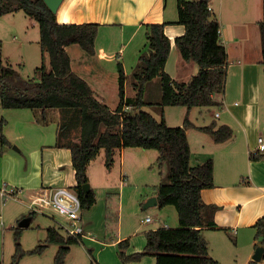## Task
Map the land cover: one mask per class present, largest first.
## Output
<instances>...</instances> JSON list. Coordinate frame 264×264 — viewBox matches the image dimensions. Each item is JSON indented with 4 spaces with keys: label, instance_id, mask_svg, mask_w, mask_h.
Masks as SVG:
<instances>
[{
    "label": "trees",
    "instance_id": "1",
    "mask_svg": "<svg viewBox=\"0 0 264 264\" xmlns=\"http://www.w3.org/2000/svg\"><path fill=\"white\" fill-rule=\"evenodd\" d=\"M176 3V24L184 26V33L174 39V45L184 61L197 65V73L188 82L173 81L164 70L170 51V40L164 33L166 23L146 24V49L139 55V63L133 73L135 95L125 97V76L122 66L118 65L119 102L115 109H110L98 101L89 84L71 70L66 51L68 46L77 44L85 53L92 55L98 23H58L43 0H0V16L23 11L37 23L40 48L47 54L49 66L47 68L42 62L34 69L33 77L24 78L12 65L2 63L0 49V106L3 109H41L42 113L60 110L59 140L72 128H78L77 141L67 148L75 171L76 186L73 190L82 210H89L95 204L93 190L84 192L82 185L88 183L87 166L99 150L104 151V165L108 170L117 149L138 147L156 150L158 168L167 165L166 180L155 188L157 206H174L178 227L145 232L144 248L130 255L124 253L128 241H120V259L139 261L144 256H153L156 264H220L209 256L207 243L201 235L203 228H215L213 213L217 207L207 205L201 199V191L212 188L214 184L213 160L211 157H199L200 162L190 165L193 154L186 130L196 128L210 135L216 143L232 137L233 130L227 125H217L212 121L196 127L189 119V111L193 107L217 105L212 96L224 89L227 54L219 39V22L209 9L208 0H176ZM258 28L264 96V0ZM157 76L161 80V99L155 104L146 102L143 99L145 84ZM145 105L182 106L186 108V115L182 125L171 127L166 124L163 113L157 121L142 110ZM125 107H130V110H125ZM6 125L7 121L0 116L1 148L9 145L4 134ZM249 158L252 161L264 160V153L255 151ZM34 214L30 211L28 216L32 219ZM253 227L257 239L264 237V216L259 217ZM20 231V228L15 229V252L9 264H19L26 253L40 254L50 244L58 246L54 264H64L70 246L81 242V237H65L56 228L48 227L44 241L25 252L19 243ZM259 245L264 248V240L258 242ZM247 264L262 263L251 260Z\"/></svg>",
    "mask_w": 264,
    "mask_h": 264
},
{
    "label": "crops",
    "instance_id": "2",
    "mask_svg": "<svg viewBox=\"0 0 264 264\" xmlns=\"http://www.w3.org/2000/svg\"><path fill=\"white\" fill-rule=\"evenodd\" d=\"M168 6V0H65L63 8L57 11L55 16L58 23L94 22L99 24L98 29L119 28L121 53L139 33H142L145 39L146 24L166 23L164 33L170 40V51L164 70L173 81L188 82L197 72V66L193 62L184 61L174 45V39L184 33V26L176 24L177 3L174 14ZM208 6L219 22V39L227 54L224 89L212 96L220 112H217V117L216 112L213 116L219 119L217 125L229 126L233 130V135L225 142L216 143L210 135L196 128L186 130L192 154L197 155L198 158L211 157L213 160L214 184L212 188L201 191V199L205 204L217 207L213 213L215 228L205 227L201 230V235L207 243L208 254L212 259L220 264H247L252 260L258 244L253 225L259 217L264 216V160L252 161L249 158L256 151L257 137L264 135L263 73L260 65L261 44L258 28V22L262 19V0H208ZM125 29L128 30L126 35L123 33ZM115 40V37H111L112 44ZM95 42L92 55L96 53ZM113 51L108 54L100 49L98 55L102 59L113 54L118 55V52L112 54ZM139 51L141 50H137L138 56L141 54ZM101 52L105 53V57L100 56ZM47 58V54L43 53L44 63ZM125 58L123 56V59ZM85 60L81 69L86 77L75 71L70 58L71 70L89 84L98 101L108 106L110 95L103 84L106 76L104 73L91 75L92 66L85 63ZM45 65L49 68L47 63ZM122 65L125 71L126 66L124 63ZM181 70L186 72L184 81L177 79ZM124 93L125 97L135 95L133 90L128 93L126 81ZM48 111L46 110L43 115L46 116ZM52 112L54 119H61L60 110L54 109ZM190 121L196 127L209 124H205V120L202 124L194 123L191 119ZM78 134V128L74 127L63 135V140L61 138L60 142L55 141L49 145L33 147L29 152L24 151L23 168L18 166L19 160L15 156L6 153L0 158V189L3 186L11 188L15 194L26 196L28 201L42 187L73 189L76 186L75 171L71 163V152L67 146L77 141ZM35 138L41 141L42 134L35 135ZM117 150L115 154L119 152L120 161H124L125 148ZM38 159L40 163L37 162ZM89 164L86 174L92 189ZM48 170L51 171L50 175L47 174ZM28 203H26L27 208ZM2 205H4L3 201ZM18 212L20 211L8 213L10 227L18 222L16 228H19V222L25 218L23 211L15 216ZM1 218L3 213L0 212ZM151 221L150 218L148 222ZM30 224L31 218L29 225L20 229H28ZM176 227L163 223L159 228ZM136 236L135 234L122 236L118 233L108 236L109 240H106L104 235V238L97 242L90 229H87L86 232L83 230L80 243L86 241L88 246H93V248L89 247V251L81 246L90 258L88 264H156V258L153 256H144L139 261H124L119 258L118 243L123 240L128 241L124 249L125 255L142 251L146 242L145 236L139 235L141 243L133 242ZM45 237L46 235L39 241H43ZM57 249L58 246L52 244L42 254L36 256L43 258L39 261L46 260L50 263ZM92 249L94 253L91 254ZM261 263L264 264V260H261ZM65 264H78V255L74 254L72 247Z\"/></svg>",
    "mask_w": 264,
    "mask_h": 264
},
{
    "label": "rangeland",
    "instance_id": "3",
    "mask_svg": "<svg viewBox=\"0 0 264 264\" xmlns=\"http://www.w3.org/2000/svg\"><path fill=\"white\" fill-rule=\"evenodd\" d=\"M64 3L65 0L61 2L57 11H61ZM168 5V9L174 14L176 11V0H168ZM98 31L95 40V55L85 53L77 44L68 46L67 52L71 58L72 67L82 76L86 77V74L82 72L84 59H86L85 63L87 62L92 66L91 75L96 73L105 74L106 80L103 84L110 95L108 106L110 109H115L119 101L118 65L124 63L126 66V70L123 72H125L128 93L130 94L132 90L135 92L132 83L134 82L133 73L139 63L137 50L140 49L141 51L139 52L141 53L145 51L146 40L143 34L139 33L129 42L128 48L121 53L119 51L122 48L119 28L112 30L101 27ZM123 33L126 35L128 30L125 29ZM111 37L116 38L114 44L111 43ZM0 49L3 64L10 63L24 78L33 77L34 69L43 62L37 23L25 15L23 11L0 16ZM100 49L108 54H111L110 51L114 50L112 54L118 52V55L113 54L102 59L98 55ZM123 56L126 58L123 59ZM80 62L81 65H79ZM45 63L48 65V58ZM185 74L186 72L181 70V74L178 75L177 79L184 81ZM143 99L154 104L160 101V77L157 76L145 84ZM142 110L150 113L157 121H160L163 113L166 124L171 127L182 125L186 115V108L182 106L159 107L145 105ZM52 111L49 110L48 114L44 116L41 109H3L0 106V116L7 121L4 134L6 135L7 132L8 135L5 137L8 138L9 142L7 147L1 148L0 146V158H3L6 153H10L19 160L18 166L23 168L25 164L23 155L26 150L29 152L33 147H40L43 144L49 145L59 141L56 133L58 132L60 120L53 118ZM189 112V119L194 123L202 124L203 120H205V124L212 121L219 123V119L213 116L215 112H220L216 105L193 107ZM39 133L40 135L42 134L41 141L35 138V135L39 136ZM33 142H36V144H31ZM157 156L156 150L138 147L125 148L124 161H120V153L116 152L112 166L108 171L104 165L103 150L99 151L89 164L92 189L95 192V204L89 210L81 211V224L84 232L90 229L97 242L102 240L104 235L105 239L109 240L108 236L117 235L118 233H121L122 236L135 234L137 236L133 238V242L139 241L141 243V238H139L141 236L139 235L144 236L145 232L157 229L163 223L170 227L178 226V216L174 206L169 205L159 208L154 205L143 208L148 199L155 196L156 186L167 176V165L159 169L156 163ZM40 159L37 162L40 163ZM198 162H200L198 161V156L193 155L190 165L194 166ZM30 165L31 161L29 162ZM47 174L50 175L51 171L48 170ZM2 201L4 205H2ZM28 202L26 196L17 193L14 197L5 200L0 197V212L3 213V218L0 219V264H9L15 252V229L18 222H15L13 227H10L7 215L8 213L20 211L15 215L17 216L23 211L26 218L30 213L26 206ZM148 217L152 219L151 222L145 221ZM63 221V218L57 215L54 217L43 214L32 215L30 227L20 231L19 243L22 250L25 252L31 251L42 243L44 240H39L46 235L45 229L47 227L56 228L61 235L67 237L65 232L58 227L59 222ZM81 246H84L86 250L88 249L87 251L93 246H88L86 241L70 246L74 254L78 255V264H88L90 263V258ZM92 252L93 249L91 254ZM107 253H109V250H107ZM40 254L26 253L19 260V264H54L52 260L50 263L46 262V260L39 261L43 258H39L36 255Z\"/></svg>",
    "mask_w": 264,
    "mask_h": 264
},
{
    "label": "built area",
    "instance_id": "4",
    "mask_svg": "<svg viewBox=\"0 0 264 264\" xmlns=\"http://www.w3.org/2000/svg\"><path fill=\"white\" fill-rule=\"evenodd\" d=\"M100 56L105 57V53L101 52ZM125 110H130V107H125ZM215 116L217 117L218 114L216 113ZM256 151L264 153V135L257 137ZM14 196L15 191L13 189H7L5 186L0 189L2 200ZM28 208L35 214L51 217L57 215L63 218L64 221L59 222L58 227L68 237L79 239L83 234L80 201L76 192L70 187H42L29 199ZM145 221H150V218H146Z\"/></svg>",
    "mask_w": 264,
    "mask_h": 264
},
{
    "label": "water",
    "instance_id": "5",
    "mask_svg": "<svg viewBox=\"0 0 264 264\" xmlns=\"http://www.w3.org/2000/svg\"><path fill=\"white\" fill-rule=\"evenodd\" d=\"M43 1H44V4L47 6V8L52 13L55 14L63 0H43ZM82 189L84 190V192H88L90 190L89 183L83 184ZM154 205H157L156 197H152V198L148 199V201L143 205V208H147V207L154 206ZM29 221H30V217H26V218L22 219L19 222L18 227L19 228L27 227L29 225ZM263 240H264L263 236H260L258 238V242H262ZM263 252H264V248L261 245L257 246L254 253H253L252 260L260 262L262 260Z\"/></svg>",
    "mask_w": 264,
    "mask_h": 264
}]
</instances>
